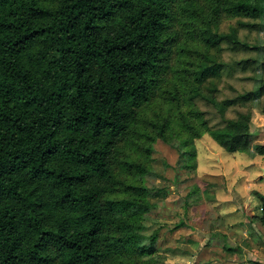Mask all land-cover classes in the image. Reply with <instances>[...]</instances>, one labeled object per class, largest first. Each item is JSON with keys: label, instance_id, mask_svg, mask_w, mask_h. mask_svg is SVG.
<instances>
[{"label": "trees", "instance_id": "1", "mask_svg": "<svg viewBox=\"0 0 264 264\" xmlns=\"http://www.w3.org/2000/svg\"><path fill=\"white\" fill-rule=\"evenodd\" d=\"M261 26L264 0H0V264H163L155 145L264 156L250 111L213 129L196 101L263 93L216 95L222 43Z\"/></svg>", "mask_w": 264, "mask_h": 264}, {"label": "rangeland", "instance_id": "2", "mask_svg": "<svg viewBox=\"0 0 264 264\" xmlns=\"http://www.w3.org/2000/svg\"><path fill=\"white\" fill-rule=\"evenodd\" d=\"M226 24L221 31H227ZM259 29L238 31L239 41L259 45V50L222 43L223 67L216 94L220 100L264 85V26ZM196 101L213 129L238 112L250 111L253 144H264V91L255 100H237L223 116L210 103ZM194 145L195 167L187 166L186 158L175 148L161 141L155 145V176L148 178V185L161 191L151 199L156 207L147 216L144 233L157 232L156 247L163 264H264V229L258 221L260 195H264V156L252 149L226 152L208 135Z\"/></svg>", "mask_w": 264, "mask_h": 264}, {"label": "crops", "instance_id": "3", "mask_svg": "<svg viewBox=\"0 0 264 264\" xmlns=\"http://www.w3.org/2000/svg\"><path fill=\"white\" fill-rule=\"evenodd\" d=\"M259 119H262V118L259 117L258 120H259ZM254 122H255V121H254ZM253 126H255L254 123H253ZM251 127H252V126H251ZM260 135H261V134H260ZM254 173L257 174V172H255V171H254Z\"/></svg>", "mask_w": 264, "mask_h": 264}, {"label": "water", "instance_id": "4", "mask_svg": "<svg viewBox=\"0 0 264 264\" xmlns=\"http://www.w3.org/2000/svg\"><path fill=\"white\" fill-rule=\"evenodd\" d=\"M262 171H263V175H264V169H262Z\"/></svg>", "mask_w": 264, "mask_h": 264}]
</instances>
